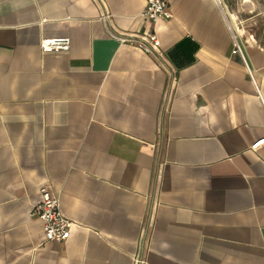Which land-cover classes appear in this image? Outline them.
Instances as JSON below:
<instances>
[{
    "label": "crops",
    "instance_id": "1",
    "mask_svg": "<svg viewBox=\"0 0 264 264\" xmlns=\"http://www.w3.org/2000/svg\"><path fill=\"white\" fill-rule=\"evenodd\" d=\"M145 7L0 0V264H264V0Z\"/></svg>",
    "mask_w": 264,
    "mask_h": 264
},
{
    "label": "built area",
    "instance_id": "2",
    "mask_svg": "<svg viewBox=\"0 0 264 264\" xmlns=\"http://www.w3.org/2000/svg\"><path fill=\"white\" fill-rule=\"evenodd\" d=\"M143 17L153 23L158 20L170 18L168 10V0H146V7ZM111 36L120 42H127L130 39L112 33ZM157 43L155 33L147 35L146 40L137 42L139 48L148 54H153L152 44ZM42 51H67L70 48L68 37L44 38L40 42ZM239 50V48H237ZM41 200L34 207L33 214L43 224V233L46 241L64 242L71 236V231L75 223L68 219L62 212L59 202L53 198L45 188L40 189Z\"/></svg>",
    "mask_w": 264,
    "mask_h": 264
}]
</instances>
